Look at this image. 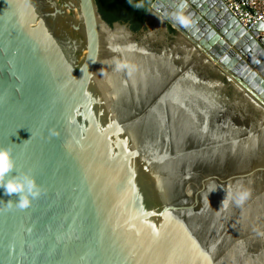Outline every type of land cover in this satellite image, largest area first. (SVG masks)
Here are the masks:
<instances>
[{"label": "water", "instance_id": "obj_1", "mask_svg": "<svg viewBox=\"0 0 264 264\" xmlns=\"http://www.w3.org/2000/svg\"><path fill=\"white\" fill-rule=\"evenodd\" d=\"M223 1L153 0L134 32L0 0L5 178L41 190L0 189V264H264L263 26Z\"/></svg>", "mask_w": 264, "mask_h": 264}, {"label": "clouds", "instance_id": "obj_2", "mask_svg": "<svg viewBox=\"0 0 264 264\" xmlns=\"http://www.w3.org/2000/svg\"><path fill=\"white\" fill-rule=\"evenodd\" d=\"M14 168V162L11 159L10 151L6 147H0V189L3 195L12 197L15 195V206L19 208L27 207L31 199L40 195V187L36 184L34 177L28 172H20L17 175L7 176L6 174ZM247 196L244 192L237 203ZM6 204L9 208L13 206V201L8 199Z\"/></svg>", "mask_w": 264, "mask_h": 264}, {"label": "trees", "instance_id": "obj_3", "mask_svg": "<svg viewBox=\"0 0 264 264\" xmlns=\"http://www.w3.org/2000/svg\"><path fill=\"white\" fill-rule=\"evenodd\" d=\"M101 17L108 24L114 21L128 23L134 32L146 22L153 0H95Z\"/></svg>", "mask_w": 264, "mask_h": 264}, {"label": "built area", "instance_id": "obj_4", "mask_svg": "<svg viewBox=\"0 0 264 264\" xmlns=\"http://www.w3.org/2000/svg\"><path fill=\"white\" fill-rule=\"evenodd\" d=\"M226 9L239 24L249 30L260 23L263 29L259 36L264 40V0H224Z\"/></svg>", "mask_w": 264, "mask_h": 264}]
</instances>
